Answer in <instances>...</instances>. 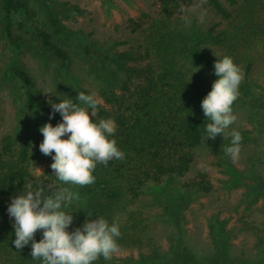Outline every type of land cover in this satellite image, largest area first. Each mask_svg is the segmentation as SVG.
Returning <instances> with one entry per match:
<instances>
[{
    "label": "trees",
    "instance_id": "1",
    "mask_svg": "<svg viewBox=\"0 0 264 264\" xmlns=\"http://www.w3.org/2000/svg\"><path fill=\"white\" fill-rule=\"evenodd\" d=\"M121 2L132 0H0V91L17 118L0 136V264H42L30 244L16 249L8 214L29 182L79 193L64 209L69 233L86 219L119 224L120 253L95 264H264L253 218L264 210V0H152L117 21ZM224 56L244 72L232 107H248L231 130L243 138L236 162L231 131L205 141L201 108ZM79 92L100 100L94 122L113 119L125 153L85 187L59 182L39 149L40 128L62 122L51 103Z\"/></svg>",
    "mask_w": 264,
    "mask_h": 264
},
{
    "label": "clouds",
    "instance_id": "2",
    "mask_svg": "<svg viewBox=\"0 0 264 264\" xmlns=\"http://www.w3.org/2000/svg\"><path fill=\"white\" fill-rule=\"evenodd\" d=\"M214 69L218 79L201 103L209 121L205 125V141L222 136L235 123L237 117L232 106L244 79V72L229 56L217 59ZM76 99V104L69 98L58 104L51 103L49 118L59 113L62 122L55 127L46 123L40 128L44 139L39 149L43 155L52 157L54 162L50 167L59 182L85 187L95 183L93 173L98 164L107 166L114 159L123 160L125 153L118 148L117 141L110 138L116 132V122L110 118L94 122L100 100L83 92H79ZM229 135L231 146L224 151L236 162L243 138L236 130ZM65 136L68 138L62 139ZM79 199V193L71 187L53 188L42 184L34 187L31 182L26 183L23 193L14 197L8 207V214L15 221L13 243L16 249L21 250L31 242L32 259L42 264H95L101 257L109 261L119 254L118 223L109 224L103 217L86 219L82 227L69 233L74 218L64 209ZM41 230L43 238L36 242L35 235Z\"/></svg>",
    "mask_w": 264,
    "mask_h": 264
},
{
    "label": "rangeland",
    "instance_id": "3",
    "mask_svg": "<svg viewBox=\"0 0 264 264\" xmlns=\"http://www.w3.org/2000/svg\"><path fill=\"white\" fill-rule=\"evenodd\" d=\"M152 0H132L131 4H125L124 2L120 3L123 11H116L115 18L117 21H121L125 19L127 16L136 17L139 13V9H149L151 8ZM101 22V21H100ZM1 65V62H0ZM234 115H236L237 119L234 124L230 125L229 129L226 130L225 134L227 135L232 129L237 126H241L244 123L246 116L248 115V107L246 105L239 104L233 109ZM16 106L12 101V97L8 90L0 91V136L5 133L7 130L11 129L16 122ZM264 146V145H263ZM47 162H42L38 166L35 174L40 175L46 169ZM262 175H264V166L261 169ZM253 218L258 222H264V210L257 211ZM197 223L192 226V229L195 230L194 233L199 235L200 230H196ZM201 232V231H200ZM198 237V236H197ZM43 238L42 230L38 231L35 235L36 242H39ZM31 245V242L29 243ZM235 256L240 257V250L236 249L234 251ZM247 257V258H246ZM246 257H243L246 261L252 259V255L247 254Z\"/></svg>",
    "mask_w": 264,
    "mask_h": 264
}]
</instances>
